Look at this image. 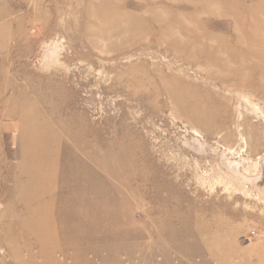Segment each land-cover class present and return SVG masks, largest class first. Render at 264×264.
<instances>
[{
    "label": "rangeland",
    "instance_id": "obj_1",
    "mask_svg": "<svg viewBox=\"0 0 264 264\" xmlns=\"http://www.w3.org/2000/svg\"><path fill=\"white\" fill-rule=\"evenodd\" d=\"M0 264H264V0H0Z\"/></svg>",
    "mask_w": 264,
    "mask_h": 264
}]
</instances>
